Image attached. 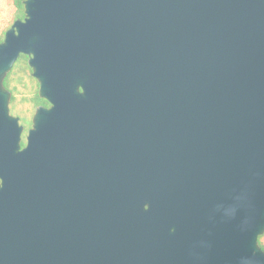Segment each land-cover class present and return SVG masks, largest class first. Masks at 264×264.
<instances>
[{"label": "water", "instance_id": "95a60500", "mask_svg": "<svg viewBox=\"0 0 264 264\" xmlns=\"http://www.w3.org/2000/svg\"><path fill=\"white\" fill-rule=\"evenodd\" d=\"M23 5L0 42V264H264V0ZM21 55L51 105L24 147Z\"/></svg>", "mask_w": 264, "mask_h": 264}, {"label": "trees", "instance_id": "16d2710c", "mask_svg": "<svg viewBox=\"0 0 264 264\" xmlns=\"http://www.w3.org/2000/svg\"><path fill=\"white\" fill-rule=\"evenodd\" d=\"M16 5L17 9V15L16 19H22L24 14V0H13ZM4 35L0 36V42L3 41ZM28 57L26 55H21L18 61L16 62L13 70L7 75L4 85L7 89H9L13 94L12 104H11V111L12 113H15L16 106L15 102L18 97H16L17 94L20 93L19 88L25 87V79L28 77L31 80L32 83V96L31 97H22L21 102H19L21 105L25 103H29L31 106H38V105H48L47 101L44 99H41L38 95L39 90V83L36 79H34L31 75L32 70L28 65ZM17 115L22 117L23 123L26 125V127H29L31 125L30 117L27 115H23V111H17ZM22 145H25V140L22 142ZM259 244L261 248L264 251V235L259 238Z\"/></svg>", "mask_w": 264, "mask_h": 264}, {"label": "rangeland", "instance_id": "374dc122", "mask_svg": "<svg viewBox=\"0 0 264 264\" xmlns=\"http://www.w3.org/2000/svg\"><path fill=\"white\" fill-rule=\"evenodd\" d=\"M17 9L15 2L13 0H0V36H2L7 29L11 27V25L16 20ZM32 83L31 80L26 77L25 79V87H20V93L16 95L18 97L15 102L16 112L13 113L17 115V111H23V115H27L31 117L32 114V106L29 103H25L21 105L22 97H31L32 96ZM13 96V94H12ZM12 104V103H11Z\"/></svg>", "mask_w": 264, "mask_h": 264}, {"label": "flooded vegetation", "instance_id": "af4514ba", "mask_svg": "<svg viewBox=\"0 0 264 264\" xmlns=\"http://www.w3.org/2000/svg\"><path fill=\"white\" fill-rule=\"evenodd\" d=\"M25 18V16L21 19V20H23ZM17 20V19H16ZM15 20V21H16ZM14 21V22H15ZM13 25V24H12ZM11 25V26H12ZM11 28V27H10ZM9 28V29H10ZM8 30V29H7ZM7 30L5 31V33L7 32ZM5 33L3 34L4 35V37H5ZM3 40H4V38H3ZM12 99H13V97H12ZM12 99H11V103H12ZM42 99V98H41ZM46 101V100H45ZM11 103H10V110H11ZM48 103V105H43V104H41V105H38V106H32V114H31V117H30V120H31V125L29 126V127H26V125L23 123V121H22V117L21 116H19V115H15V114H13L12 113V111H11V114L12 115H14V116H16V117H19L20 118V124L24 127V132H23V138H22V142L25 140V145H26V137H27V134H28V130L32 127V124H33V122H32V120H33V116H34V114H35V112H36V110H37V108H39V107H45V108H50L51 107V105L49 104V102H47ZM25 145H22L23 147L25 146ZM74 220V222H75V224L77 223V225H80L81 224V226H83L84 228H87V227H89V226H91V224H92V222H94V224L96 225L97 223V220H98V218L96 217V215L95 216H92V213L90 212V211H84V213L83 214H77V215H74L73 216V218H71L69 215H67L66 217H65V222L66 223H69V222H71V221H73Z\"/></svg>", "mask_w": 264, "mask_h": 264}]
</instances>
